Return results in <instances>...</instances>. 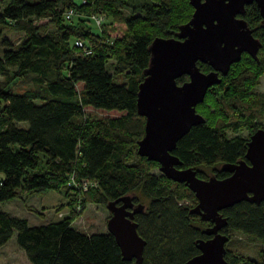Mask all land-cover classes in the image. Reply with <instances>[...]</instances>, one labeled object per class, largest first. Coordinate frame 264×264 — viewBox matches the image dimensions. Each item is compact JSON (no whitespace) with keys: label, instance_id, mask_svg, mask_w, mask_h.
I'll list each match as a JSON object with an SVG mask.
<instances>
[{"label":"trees","instance_id":"1","mask_svg":"<svg viewBox=\"0 0 264 264\" xmlns=\"http://www.w3.org/2000/svg\"><path fill=\"white\" fill-rule=\"evenodd\" d=\"M4 1L7 4L0 11L4 47L0 76L6 79L0 81V204L21 199L25 193L64 190L69 214L32 227L0 208V249L16 232L18 246L31 264H135L123 260L109 232L88 235L74 229L73 223L89 204L107 208L110 201L132 194L138 202L136 191L142 190L150 204H144L146 210L135 221L147 242L144 264H183L200 254L196 242L209 239L203 232L211 224L191 214L198 204L195 194L186 184L152 173L160 165L137 154L146 124L137 113V99L150 62L149 47L157 37H177L179 27L194 12L189 0H144L134 6L137 14L131 16L121 10L128 0ZM69 10L76 16L68 20ZM99 15L106 18L102 28L92 19ZM243 18L262 43L259 60L244 54L227 76H221V84L210 88L196 108L206 122L193 127L173 152L182 168L194 169L205 180V169L211 171L210 177L225 179L230 174L222 170L223 165L246 159L250 138H231L228 130L244 125L254 134L261 129L257 125L264 115V94L253 91L264 75V24L256 4L247 6ZM42 20L49 22L38 24ZM92 24L99 33H94ZM119 26L123 28L118 30ZM10 27L24 35L17 46L4 37ZM77 40L93 54L86 55L76 46ZM111 60L115 61L113 74L108 69ZM198 66L205 73L212 70L205 64ZM115 76L126 81L118 83ZM28 78L34 90L11 91L14 82ZM187 80L183 77L178 83ZM87 107L123 114L108 120L88 118ZM231 115L237 122H229ZM73 177L97 186L78 191L69 185ZM221 214L228 222L224 234L241 233L263 244L258 259L239 256L226 245L228 263L264 264V202L243 201Z\"/></svg>","mask_w":264,"mask_h":264},{"label":"water","instance_id":"2","mask_svg":"<svg viewBox=\"0 0 264 264\" xmlns=\"http://www.w3.org/2000/svg\"><path fill=\"white\" fill-rule=\"evenodd\" d=\"M189 2L194 12L190 21L179 27L177 37H157L149 47L150 62L137 99V113L146 120L137 154L157 162L166 178L186 184L198 201L191 214L211 224L203 232L209 239L196 242L200 254L183 264H229L225 256L230 237L223 233L228 222L221 211L243 201L264 202V129L251 135L245 160L222 166L230 174L225 179L199 178L194 169L182 168V161L173 152L193 127L206 122L196 108L210 88L221 84V76H227L244 54L259 60L262 43L243 16L247 6L256 4L264 24V0ZM198 64L212 70L205 73ZM183 77L188 80L179 84ZM134 198L127 195L107 204L111 214L107 229L124 261L144 264L147 242L138 232L135 216L146 206L134 203Z\"/></svg>","mask_w":264,"mask_h":264},{"label":"rangeland","instance_id":"3","mask_svg":"<svg viewBox=\"0 0 264 264\" xmlns=\"http://www.w3.org/2000/svg\"><path fill=\"white\" fill-rule=\"evenodd\" d=\"M28 2H35L36 0H26ZM144 0H128L127 6L122 10L127 16L137 14L134 10V6L140 5ZM7 2L0 0V11L6 6ZM61 8L63 5L60 4ZM193 14V13H192ZM192 14L188 21H190ZM49 20L38 21V24H46ZM91 27L94 30V33H99V29L92 24ZM122 26L118 27V30L122 29ZM51 30H54L51 27ZM120 32V31H119ZM4 37L7 39L13 46H17L23 40L24 35L13 28H6L4 32ZM4 52V47L0 42V55L2 56ZM264 56V53L262 54ZM115 64L114 60H111L108 64V69L111 74H113V66ZM0 81L6 82L5 77L0 76ZM115 81L118 83L125 82L126 78L124 76H115ZM35 86L31 79H23L17 82H14L10 89L13 93L23 94L27 91L34 90ZM78 92L82 91V85L77 86ZM253 94L259 95L264 94V75L260 78L259 85L254 89ZM221 97V94L218 95V98ZM40 103V102H38ZM86 117L95 118L100 120H108L112 118L120 117L123 112L119 111H104L96 110L91 107L85 108ZM229 122H237V118L234 115L229 117ZM21 126H26V124H21ZM258 128L264 129V115L258 121ZM229 137H244L250 138L251 130L248 126L242 125L238 128L237 131L228 130ZM207 177H210V170H204ZM152 173L157 176H162L163 174L159 169H155ZM207 178V179H208ZM138 202L149 205L150 199L146 197L142 190L136 191ZM65 191H48L42 195L39 194H23L21 199H13L0 204L1 210L9 213L12 217L25 219L28 221L29 225L32 227L45 226L49 223L57 222L65 218L69 214V209L66 206ZM192 204H189L191 207ZM35 209L37 213L31 211ZM110 217V212L105 206L89 204L87 205L84 213L78 217L74 223L73 228L88 235L92 234H103L108 233L107 222ZM230 241L227 244V249H231L239 256L248 257L251 259H258L260 250L262 248V243L260 242H251L245 235L241 233H233L230 235ZM0 264H31L27 259L24 251L18 246L17 243V233L14 232L11 240L0 249Z\"/></svg>","mask_w":264,"mask_h":264},{"label":"built area","instance_id":"4","mask_svg":"<svg viewBox=\"0 0 264 264\" xmlns=\"http://www.w3.org/2000/svg\"><path fill=\"white\" fill-rule=\"evenodd\" d=\"M74 16H76V14H75V12L73 10H69L66 13V18L68 20L74 18ZM92 19L96 22V25L99 28H102L104 23H105V21H106V18L103 15L93 16ZM75 44H76L77 47L83 49L86 55L89 56V55L93 54V51L90 48H88L87 46H85V44L82 41L77 40ZM69 185L74 187V188H76L78 191H82V192H87L90 188L97 186V184L95 182H92L90 180H82L80 182H77L74 179V177L71 178V181L69 182ZM78 210H81V208L78 207Z\"/></svg>","mask_w":264,"mask_h":264},{"label":"flooded vegetation","instance_id":"5","mask_svg":"<svg viewBox=\"0 0 264 264\" xmlns=\"http://www.w3.org/2000/svg\"><path fill=\"white\" fill-rule=\"evenodd\" d=\"M134 203L138 204V202H134ZM110 217H111V214H110ZM110 217H109V218H110Z\"/></svg>","mask_w":264,"mask_h":264}]
</instances>
